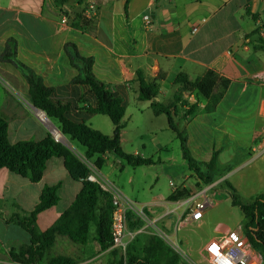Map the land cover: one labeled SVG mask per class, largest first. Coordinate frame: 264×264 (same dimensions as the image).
<instances>
[{"label": "crops", "instance_id": "obj_1", "mask_svg": "<svg viewBox=\"0 0 264 264\" xmlns=\"http://www.w3.org/2000/svg\"><path fill=\"white\" fill-rule=\"evenodd\" d=\"M72 3L76 8L84 7V16L90 20L86 29L72 27L63 15V12L71 14ZM144 16L149 17L148 24ZM62 18L66 19L65 25L60 22ZM9 38L16 41L18 61L39 75L44 86L51 88L52 103L66 106V116L73 122H83L106 135L112 134L113 125L111 133L102 131L105 115L87 110L97 106L95 94L87 85L72 83L78 71L63 50L66 43L74 44L80 55L93 58L95 78L109 84L112 93L122 100L123 123L131 117L127 113L129 105L136 112L152 111L151 100L138 98V83L134 80L137 70L148 78L164 76L156 98L164 102L172 99L176 89L173 82L179 73L195 80L212 70L228 79L229 84L215 109L206 112L204 103L200 102V110L184 123L186 146L196 161L209 162L213 153H217L216 167L211 173L214 181L208 184L216 187L209 197L211 212L195 224L201 227L213 223V212L221 204L226 208L236 207L231 203L227 185L235 189L238 198L241 191L245 193V201L239 198L243 203L264 191V157H251L252 147L259 142L264 126V0H81V4L69 0L62 5L56 0H0V56ZM27 89L23 73L13 64L0 60V114L6 117L7 139L11 144L38 142L52 134L53 127L59 129L55 119L43 120L40 112L32 109ZM189 97L195 98L188 92L183 94L184 99L193 103ZM152 113L156 119L163 115ZM64 137L68 148L82 158L85 148ZM74 142L79 145H75L79 151L73 147ZM157 149L163 154L156 159L142 152L132 154L150 159L153 164H179L180 171L174 172L175 175L180 172L178 182L169 180L174 168L164 169L162 177L169 182L166 194L156 191L146 202L130 199L148 209L156 225L166 232L169 230L172 237H181L186 248L194 252L202 250L211 238L242 226V213L234 227L217 222L214 234L195 249L186 219L194 202L206 199L203 189L206 185L187 167L180 143L179 151L174 154L161 144H157ZM114 156L117 157L107 153L102 157L107 164ZM153 164L127 165L133 171H143L142 168ZM247 164L251 165L249 172L241 173L240 168ZM102 168L96 167L100 173ZM120 170L124 168L121 166ZM56 184H60L56 204L36 214V228L40 232L69 208L83 182L70 175L62 157L48 159L42 178L36 183L5 167L0 168V264H19L12 260L10 252L30 243L29 234L4 217L14 212H31L42 189ZM101 204L100 199L98 205ZM95 236V225L90 224L84 244L57 237L50 252L70 258L73 264H106L110 251L101 249ZM261 256L259 264H264Z\"/></svg>", "mask_w": 264, "mask_h": 264}, {"label": "trees", "instance_id": "obj_2", "mask_svg": "<svg viewBox=\"0 0 264 264\" xmlns=\"http://www.w3.org/2000/svg\"><path fill=\"white\" fill-rule=\"evenodd\" d=\"M67 1L69 0H56L60 5ZM77 1L78 4H81V0ZM63 15L68 17L69 24L74 28L83 30L90 24V20L84 16V7L70 15L63 12ZM16 50V41L12 38L7 39L5 49L0 56L1 62L11 63L23 73L28 85L27 96L30 103L42 111L47 118L55 119L59 124L58 130L63 136L77 141L85 148L83 157L87 161L100 169L106 164V160L102 156L113 153L132 167L153 164L150 159L122 150L121 133L124 129L122 119L125 109L120 96L112 93L109 84L96 79L93 75L92 57L80 55L77 47L72 43H66L63 46L71 65L78 71V74L72 79V83L87 85L89 90L95 94L98 101L97 106L95 108L88 107L87 110L91 113L105 115L110 119L113 125L111 135L103 134L83 122L76 123L70 120L66 116L67 107L51 102V88L44 86L39 75L18 61ZM163 78L164 76L161 74L155 78H148L141 70H137L134 80L138 83V98L151 100L150 107L154 114L166 116L168 127L179 140L182 158L187 167L205 185L211 184L214 181L211 173L216 167L217 153H213L209 162L196 161L186 146L184 123L200 110V102L204 103V111H213L227 88L229 80L219 77L212 70H207L195 80H190L184 73H179L173 82L176 89L172 99L164 102L156 100ZM187 92L195 96V103H189L183 98V94ZM51 157H62L65 168L70 175L76 180L82 181L83 186L69 208L43 232L36 228V214L56 204L58 200L56 192L60 184L45 186L41 191L38 203L31 212L27 214L14 212L4 217L8 223L17 224L30 236L28 245H21L10 252L12 260L19 264H73V261L66 256L57 255L47 258V254L57 237H65L73 243L84 244L88 240L90 224L95 225V240L101 249H108L112 244L110 235L111 196L109 193L101 191L97 185L86 181L85 178L89 173L86 164L68 147L55 141L51 134L38 142L9 143L7 120L4 115L0 114V168L5 167L17 175L28 178L30 182L36 183L42 178L46 162ZM94 157L95 160H93ZM227 186L230 189L232 205L238 207L243 214L244 226H242L247 240L254 249L264 256V191L250 202L243 203L238 198L235 189L230 185ZM173 197L170 196L169 198L173 199ZM100 199L102 204L98 205ZM131 218L132 215L129 216V228L132 230L138 227L140 222ZM140 236L145 237L146 257L139 259L130 255L128 251V264L150 262L149 257L154 256L157 250L164 249L158 236L141 234L136 239ZM111 253L117 255L116 251ZM175 261L176 257L173 255L171 264H174ZM113 264H120L119 259L117 261L115 259ZM147 264L160 263L156 261Z\"/></svg>", "mask_w": 264, "mask_h": 264}, {"label": "rangeland", "instance_id": "obj_3", "mask_svg": "<svg viewBox=\"0 0 264 264\" xmlns=\"http://www.w3.org/2000/svg\"><path fill=\"white\" fill-rule=\"evenodd\" d=\"M73 3L71 6L74 7L70 12L71 14L79 11L80 9L76 8ZM127 113L131 114V117L128 116L123 123L124 130L121 135V148L124 152H142L148 158L156 159L157 156L163 154V152L158 151L157 144H161L162 146L164 145L172 154H174L176 151H179V141L176 137V134L168 127L165 115H160V117L156 119L150 109L136 112L133 105H129L127 107ZM104 118L106 125H104L101 130L111 133L112 123L107 116H104ZM75 145L77 146L78 144L74 142V148H76ZM112 161L116 162L113 163ZM172 164L173 163L170 162L160 164L155 163L151 167L142 168L143 171H133V168L128 166L124 160L114 156V158L110 159V161L103 166L101 173L104 174V176L111 183H113V186L120 190L124 196L131 200L134 199L137 202H146L149 200L152 194H155L156 191H161L163 194H166L169 191L168 179L162 177L164 169L168 171L169 168H174L175 170L171 171L169 180H171L174 184L178 182L180 172L177 175H175L174 172L180 171V166L179 164ZM121 166L124 168V170H120ZM250 167L251 165L249 166L248 164L241 167V173L247 174L250 170ZM136 171L137 173L135 177L134 173ZM155 175H158V179L155 178ZM215 188V186L209 187L208 185L203 187L207 194L205 200H209V197ZM239 194V198H242L243 200L246 198L244 192L241 191ZM161 207L162 206H160V208ZM210 212L211 210H209L206 215H208ZM213 213L214 221L211 224L205 226L203 225L201 227L195 223L186 224L188 227L187 231L193 235V244L195 249L214 234L213 227L217 222H223L230 227H234L235 224L241 220V212L237 207L229 206L226 208L224 204H221L215 209ZM241 224L244 226V221H242ZM159 229L164 231L161 227H159ZM166 233L171 237V241L168 242L159 237L164 249L162 248L157 250L154 256L149 257L150 262L158 261L160 264H171L174 255L176 257L174 264H208L201 248L197 252L188 250L181 237L178 235L176 237H172L169 230ZM244 234H246L245 231ZM173 243L178 244L180 251L175 250V245H173ZM146 252L145 237L142 236L135 240L129 250L130 255L138 257L139 259H144V257H146ZM54 256L55 254H51L50 251L47 254V258ZM115 259L117 261L118 255H114L113 253L109 252L106 256V264H113ZM150 262H145V264Z\"/></svg>", "mask_w": 264, "mask_h": 264}, {"label": "built area", "instance_id": "obj_4", "mask_svg": "<svg viewBox=\"0 0 264 264\" xmlns=\"http://www.w3.org/2000/svg\"><path fill=\"white\" fill-rule=\"evenodd\" d=\"M143 18L145 23L148 24L149 17L144 16ZM60 22L65 25L66 19L62 18ZM188 99L193 101V103L196 102L193 97ZM51 135L55 141L62 138V136L61 138L56 136L54 131H52ZM252 149V159L264 157V126L262 127L259 142ZM80 159L89 169V173L85 178L86 181L97 185L101 191L109 193L111 196L110 235L112 244L108 250L117 252L120 264H128L127 253L138 235L154 234L165 241H171V237L160 230L156 225V221L150 217L148 209L145 210V207L137 205L124 196L110 181L103 177L94 164L87 161L84 157H80ZM211 206L209 200L203 198L196 200L186 222H200ZM130 215H132L131 219L140 222V225L132 230L129 228ZM173 245H175V250L180 251L178 244L173 243ZM202 252L208 264H259L262 259L261 254L252 247L245 237L243 226L241 225L226 234L211 238L203 246Z\"/></svg>", "mask_w": 264, "mask_h": 264}, {"label": "water", "instance_id": "obj_5", "mask_svg": "<svg viewBox=\"0 0 264 264\" xmlns=\"http://www.w3.org/2000/svg\"><path fill=\"white\" fill-rule=\"evenodd\" d=\"M31 107H32V109H34L35 111H37V112H40V113H43L42 111H40L39 109H37L36 107H34L33 105H31ZM45 117H46V115H44ZM47 118V117H46ZM53 129H55V130H57L59 133H60V131L58 130V129H56V128H52V130ZM61 134V133H60ZM61 136H62V139H59L58 140V142H60V143H62L64 146H66V147H69L68 146V144H67V142H66V140H65V137L61 134Z\"/></svg>", "mask_w": 264, "mask_h": 264}, {"label": "bare ground", "instance_id": "obj_6", "mask_svg": "<svg viewBox=\"0 0 264 264\" xmlns=\"http://www.w3.org/2000/svg\"><path fill=\"white\" fill-rule=\"evenodd\" d=\"M39 115H40V117H41L43 120H46V118L44 117V115H43L42 113H39ZM53 131H54V133H55L56 136H58L59 138H61V134H60L57 130L53 129ZM61 139H62V138H61Z\"/></svg>", "mask_w": 264, "mask_h": 264}]
</instances>
